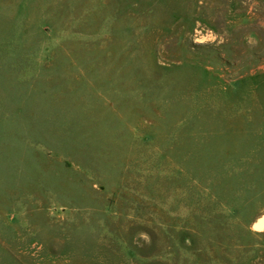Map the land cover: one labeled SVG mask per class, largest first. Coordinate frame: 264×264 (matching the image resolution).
Returning <instances> with one entry per match:
<instances>
[{"label": "rangeland", "instance_id": "1", "mask_svg": "<svg viewBox=\"0 0 264 264\" xmlns=\"http://www.w3.org/2000/svg\"><path fill=\"white\" fill-rule=\"evenodd\" d=\"M0 264H264V0H0Z\"/></svg>", "mask_w": 264, "mask_h": 264}]
</instances>
